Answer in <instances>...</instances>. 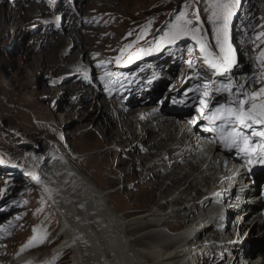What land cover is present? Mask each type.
I'll list each match as a JSON object with an SVG mask.
<instances>
[{
  "label": "rangeland",
  "instance_id": "obj_1",
  "mask_svg": "<svg viewBox=\"0 0 264 264\" xmlns=\"http://www.w3.org/2000/svg\"><path fill=\"white\" fill-rule=\"evenodd\" d=\"M106 1L112 12L90 18V0H0V240L10 237L7 250L13 254L9 261L24 253L27 257L23 261L29 264H70L68 252L52 253L60 240L59 226L42 191L36 188L30 174L25 175V158L28 160L27 153L34 151L25 143H35L44 152L50 138L104 189L131 191L136 183L134 179L126 183L115 181L114 176L107 174L113 161L97 156L106 149L102 136L81 133L75 116L60 114L57 121L52 116L56 112L51 109L52 104L68 103V97L78 96L76 91L68 90L71 83L77 82L74 74L85 79L80 96L86 101L90 100L89 91L96 89V93L101 92L103 98L116 104L141 101L167 109L205 98L202 86L207 82L216 86L213 95L219 85H231L232 91L237 89L239 93L247 89L246 85L256 89L264 86V68L258 61L259 52L264 50V37L256 39L264 32V0H221L235 3L228 19V44L234 63L227 71H215L212 81L208 75L212 70L204 63L200 42L196 43L189 34L170 44L165 33L177 23L181 13H186V18L201 29L208 51L219 55L217 24L209 10L215 0ZM87 21L93 23L88 25ZM73 23L78 25L81 36L85 33L81 27L93 28L100 42L94 44L93 57L84 59L81 67L80 59L72 58L76 48L62 46L60 38V33L72 32L59 30L60 27ZM137 54L142 64L129 60ZM47 60L60 64L47 66ZM196 90L197 95H191L190 91ZM162 91L166 96L163 104L159 101L161 95L158 98ZM105 93L109 96L105 97ZM199 104L195 108L200 110ZM61 110L66 113L69 109L63 106ZM53 121L60 124L59 131L52 129ZM44 134L50 137L46 136L42 143L39 137ZM114 201L121 209L128 204L124 194H115ZM16 224L21 225L20 229H14ZM10 232L13 234L8 235Z\"/></svg>",
  "mask_w": 264,
  "mask_h": 264
},
{
  "label": "bare ground",
  "instance_id": "obj_2",
  "mask_svg": "<svg viewBox=\"0 0 264 264\" xmlns=\"http://www.w3.org/2000/svg\"><path fill=\"white\" fill-rule=\"evenodd\" d=\"M89 4L90 18L112 12L106 0H90ZM86 23L91 25L93 21ZM77 26L76 23L66 24L59 30H72L60 33V38L62 46L76 48L72 58L80 59L81 67L84 59L93 57L94 44L100 42L93 28L81 27L85 31L81 36ZM129 60L134 64L142 62L138 54ZM53 62L60 64L56 60H47L45 64L50 66ZM87 69L90 71L89 66ZM73 77L77 82L71 83L68 90L76 91L78 96L68 97V103L52 104L51 109L56 111L52 116L55 121L60 114L75 116L73 119L80 122V130H83L81 133L102 136L101 142L106 149L97 156L110 163L113 161L106 169L107 174L114 176L115 181L126 183L134 179L136 183L131 191L104 189L96 178L69 157L67 150L61 152L52 143L50 134L39 137L42 143L46 136L49 138L44 148L55 158L46 164V175L41 176V169L37 175L29 172L28 165L25 175L30 174L34 179L58 223L60 240L52 253L68 252L70 264H225L221 261L230 264L233 256L221 246L226 241L239 254L238 262L260 264L258 257L264 259V255L258 233L263 224L257 215L260 202L253 195L255 187L242 172L232 179L235 186H229L228 176L217 171L220 156L207 145L206 138L210 137L197 133L195 121H183L188 119L187 115L171 114L165 106L156 103L116 104L103 98L101 92L96 93V89L89 91L90 100L86 101L80 96L84 77L75 74ZM211 83L207 84V90L213 95L216 86ZM202 89L205 90V85ZM236 90L232 91L235 96L239 93ZM197 93L198 90L191 95ZM164 94L163 91L158 93V98L163 96L159 98L162 104L166 100ZM210 95L206 97L208 100ZM136 104L135 108H130ZM63 106L69 109L66 113L61 110ZM201 109L200 105L205 115L206 111ZM195 117L198 122L203 118ZM50 124L54 131L61 128L57 122ZM257 124L258 133L264 132V125ZM261 140L264 143V138ZM24 146L37 151L39 158L33 161H39L47 153L37 149L35 143ZM200 152L204 154L202 161L198 159ZM117 173L121 175L115 177ZM260 178L255 179L257 184ZM212 191L215 197H211ZM117 193L128 198L123 209L114 201ZM228 207L232 214L223 212L218 217L220 209ZM220 221L231 226L220 229L217 224ZM20 227L14 225L16 230ZM207 240L218 243L210 247L204 244ZM10 241V237L0 240V264H29L23 261L27 257L24 253L9 261L13 254L7 250ZM217 250H220L218 254Z\"/></svg>",
  "mask_w": 264,
  "mask_h": 264
},
{
  "label": "snow or ice",
  "instance_id": "obj_3",
  "mask_svg": "<svg viewBox=\"0 0 264 264\" xmlns=\"http://www.w3.org/2000/svg\"><path fill=\"white\" fill-rule=\"evenodd\" d=\"M235 6V3L221 2V0H215L214 3H211L209 10L211 12V18L214 23L217 24L216 27V42L219 47V55L214 56L211 52L208 51V46L202 42L201 29L193 25L192 20L186 18V13H181L177 17V23L172 25V28L168 33H165V38L167 43H174L179 39L191 35V38L200 42V51L205 53L204 63L211 69L220 72L221 70L227 71L231 68L234 63L232 48L228 44V19L232 15V8ZM260 37H264V32H261L257 36V40ZM264 43V41H262ZM159 47V45H157ZM258 61L260 66L264 68V50L259 52ZM191 66V61L188 62ZM111 75V74H107ZM208 86L205 85V90L202 94L203 97H209L210 93L207 90ZM220 91V89H217ZM225 92H228L229 95L232 94V87L228 85L224 88ZM240 97L237 100H230L229 105L226 106L221 104L214 113L209 117L211 121L220 120L224 123L220 125L221 128L225 126H230L231 131L228 132L227 136H221V140L225 143L229 141L233 144H239L240 140H243L245 145L249 144V139L246 136H243L240 132L236 131V128L232 126V122L239 125L240 127H249L250 123H259L264 124V103L257 105L256 103H251L252 99L257 96H264V88H261L258 92H242L237 93ZM251 103V107L247 108L246 105ZM200 105L202 109L207 107L206 100L202 98L200 100ZM235 105V106H233ZM201 109V110H202ZM252 135H259L264 137V132L255 133ZM254 151V149H252ZM240 151H246V148L241 147ZM251 163V161H249Z\"/></svg>",
  "mask_w": 264,
  "mask_h": 264
}]
</instances>
